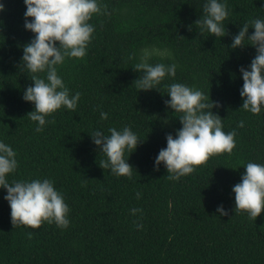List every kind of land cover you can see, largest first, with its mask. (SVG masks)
Listing matches in <instances>:
<instances>
[{"label": "trees", "instance_id": "trees-1", "mask_svg": "<svg viewBox=\"0 0 264 264\" xmlns=\"http://www.w3.org/2000/svg\"><path fill=\"white\" fill-rule=\"evenodd\" d=\"M206 2L99 0L107 14L89 21L95 30L87 54L57 65L70 95L80 93L77 108L61 107L37 132L27 116L34 104L23 100L31 75L18 67L34 33L25 29L24 0H0V142L14 150L18 164L6 179L52 181L70 221L66 229L47 222L13 228L0 188V264H264V211L256 220L235 213L232 192L247 163L264 165V106L258 115L244 111L240 96L239 69L248 68L256 50L230 47L243 24L264 19V0H219L228 11L222 38L195 25ZM145 49L152 65L175 63L176 75L157 89L137 91L132 84L142 73L133 69ZM172 83L210 95L221 105L212 111L223 119V131L237 133L231 154L211 156L179 180L168 179L163 163L154 170L166 135L182 127L165 105ZM125 126L144 140L124 154L134 167L131 178L99 167L106 157L89 135ZM220 205L228 216L216 212ZM133 208L141 211L133 215Z\"/></svg>", "mask_w": 264, "mask_h": 264}, {"label": "clouds", "instance_id": "clouds-1", "mask_svg": "<svg viewBox=\"0 0 264 264\" xmlns=\"http://www.w3.org/2000/svg\"><path fill=\"white\" fill-rule=\"evenodd\" d=\"M26 5L25 29L34 33V38L23 45V56L19 70L31 75V86L23 93V100L34 104V110L27 113L28 118L37 122L36 131H43L48 122L46 117L65 107L75 111L80 100V93L70 95L69 89L57 73V65L63 64L65 58H83L91 41L94 27L89 23L93 14H107L106 5L99 0H24ZM5 10L0 3V12ZM228 17L227 5L219 0H207L203 6V16L195 21L201 34L207 31L212 36L222 38L228 35L224 21ZM31 21L29 22V19ZM249 28L255 31L249 35ZM192 30V26H189ZM245 41H248L245 44ZM250 45L255 48L256 55L248 68L240 67L243 87L240 96L242 109L259 114L264 106V19H253L243 24L238 34L232 37L231 48H243ZM153 53L143 50L140 62L134 71L142 73L132 85L137 91L157 89L166 76L175 77L177 65L164 63L150 64ZM132 57H129L131 59ZM40 74H44L41 76ZM165 105L177 113L181 128L175 136L166 135L167 147L159 151L155 158V171H159L161 163L165 166L169 180H179L191 174L197 166L203 165L211 156L231 154L236 147V131H223L222 118L212 111L221 107L210 95L190 88L183 83L167 85ZM157 117H155L156 119ZM101 119L107 114L101 112ZM169 122V114L163 123ZM238 127H244L240 121ZM108 135L102 130H94L89 134L103 154L99 167L110 169L116 176L131 178L134 167L124 158L125 152L132 153L144 142L131 128L125 126L121 130L109 128ZM16 153L7 144L0 142V188L7 191L4 199L11 209V223L14 227L29 226L39 228L42 223H55L58 228L69 227V206L63 195L58 192L53 182L44 180L15 181L9 183L7 175L13 173L18 164ZM241 182L232 188L235 194L234 212H247L250 219L256 220L264 211V165L249 162L244 167ZM140 193H137L139 198ZM140 209L133 208L135 215ZM219 216H228L223 205L218 206ZM142 227V225H137ZM31 235V234H30Z\"/></svg>", "mask_w": 264, "mask_h": 264}]
</instances>
